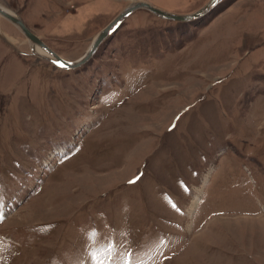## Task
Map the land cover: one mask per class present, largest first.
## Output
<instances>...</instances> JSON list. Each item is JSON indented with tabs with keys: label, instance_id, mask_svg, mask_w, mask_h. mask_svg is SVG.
I'll use <instances>...</instances> for the list:
<instances>
[{
	"label": "rangeland",
	"instance_id": "obj_1",
	"mask_svg": "<svg viewBox=\"0 0 264 264\" xmlns=\"http://www.w3.org/2000/svg\"><path fill=\"white\" fill-rule=\"evenodd\" d=\"M135 1L0 3L76 60ZM33 49L0 15V264H264V0Z\"/></svg>",
	"mask_w": 264,
	"mask_h": 264
},
{
	"label": "water",
	"instance_id": "obj_2",
	"mask_svg": "<svg viewBox=\"0 0 264 264\" xmlns=\"http://www.w3.org/2000/svg\"><path fill=\"white\" fill-rule=\"evenodd\" d=\"M221 0H209L205 5L191 13H175L162 9L149 1L137 0L125 8H123L107 25H105L95 36L94 42L90 48L76 60L66 59L61 56L55 49H53L47 42H45L38 34H36L23 20V18L16 13L5 9L0 3V13L17 25L22 32L28 37L30 42L36 43L48 51L53 57H48L50 61L59 60L66 65L62 68H75L87 63L92 56L99 49L100 45L122 24V22L135 10L139 8H146L163 18H170L181 21H189L199 18L213 9ZM59 66L58 64H56ZM60 67V66H59Z\"/></svg>",
	"mask_w": 264,
	"mask_h": 264
},
{
	"label": "bare ground",
	"instance_id": "obj_3",
	"mask_svg": "<svg viewBox=\"0 0 264 264\" xmlns=\"http://www.w3.org/2000/svg\"><path fill=\"white\" fill-rule=\"evenodd\" d=\"M0 15L1 16H3L1 13H0ZM3 17H5V16H3ZM6 18V17H5ZM8 19V18H7ZM93 42H94V40H93ZM92 42V43H93ZM32 43V42H31ZM32 45H33V47H34V51H35V53H37V54H39L40 56H42L43 58L45 57V58H47L48 59V56H45V55H43V54H41V53H43L41 50H43L45 53H47V54H49L50 56H52L53 57V55H51L48 51H46L43 47H41L40 45H38V44H36V43H32ZM92 45V44H91ZM39 47V48H38ZM90 48V47H89ZM37 49V50H36ZM41 49V50H40ZM38 51V52H37ZM50 58V57H49Z\"/></svg>",
	"mask_w": 264,
	"mask_h": 264
},
{
	"label": "snow or ice",
	"instance_id": "obj_4",
	"mask_svg": "<svg viewBox=\"0 0 264 264\" xmlns=\"http://www.w3.org/2000/svg\"><path fill=\"white\" fill-rule=\"evenodd\" d=\"M53 63L58 64L60 67H66L65 64H63V62L59 61V60H54ZM137 179H139V177H137ZM130 182H134V181H130ZM131 255H135V253H132ZM100 264H107V262H100Z\"/></svg>",
	"mask_w": 264,
	"mask_h": 264
}]
</instances>
